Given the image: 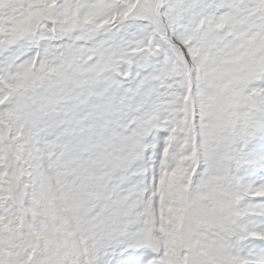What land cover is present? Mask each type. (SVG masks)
<instances>
[{
  "label": "snow or ice",
  "instance_id": "obj_1",
  "mask_svg": "<svg viewBox=\"0 0 264 264\" xmlns=\"http://www.w3.org/2000/svg\"><path fill=\"white\" fill-rule=\"evenodd\" d=\"M0 264H264V0H0Z\"/></svg>",
  "mask_w": 264,
  "mask_h": 264
}]
</instances>
